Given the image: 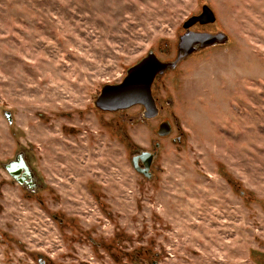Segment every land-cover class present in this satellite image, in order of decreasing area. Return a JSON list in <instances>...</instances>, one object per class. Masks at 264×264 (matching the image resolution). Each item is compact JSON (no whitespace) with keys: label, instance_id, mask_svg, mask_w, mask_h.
Instances as JSON below:
<instances>
[{"label":"rangeland","instance_id":"1","mask_svg":"<svg viewBox=\"0 0 264 264\" xmlns=\"http://www.w3.org/2000/svg\"><path fill=\"white\" fill-rule=\"evenodd\" d=\"M204 4L190 30L228 40L159 78L156 118L96 109ZM155 150L147 179L130 158ZM0 264H264V0H0Z\"/></svg>","mask_w":264,"mask_h":264},{"label":"water","instance_id":"2","mask_svg":"<svg viewBox=\"0 0 264 264\" xmlns=\"http://www.w3.org/2000/svg\"><path fill=\"white\" fill-rule=\"evenodd\" d=\"M215 15L207 5H202L200 14L191 16L182 24L183 34L178 36L176 42V55L173 60H160L153 51H148L144 57L138 62L132 64L126 71L125 76L114 84H103L100 93L93 101L94 106L101 112H117L130 109L132 106L140 105L143 107V113L140 118H153L157 114L156 103L151 92V84L156 79L164 75L166 71L173 70L187 56L201 51L207 47L215 46V44H224L228 37L225 33L219 31L210 33L206 31L196 32L190 30L194 24H212L215 22ZM6 121L9 124L11 114L4 112ZM171 124L168 120L161 121L158 125L156 134L158 137L168 136L172 131ZM156 148L159 146L155 144ZM23 152H18L16 156L4 163V168L8 175L16 180L18 184H23L29 189L36 186L35 178L28 164L23 159ZM156 150L152 153L148 151L133 155L130 158L132 168L143 175L150 178L149 171L150 161L143 163V168L138 166V159L147 156L153 157ZM149 157V158H150ZM151 159V158H150Z\"/></svg>","mask_w":264,"mask_h":264},{"label":"flooded vegetation","instance_id":"3","mask_svg":"<svg viewBox=\"0 0 264 264\" xmlns=\"http://www.w3.org/2000/svg\"><path fill=\"white\" fill-rule=\"evenodd\" d=\"M195 26H191L190 28H194ZM158 58V57H157ZM158 59H160V58H158ZM160 60H162V59H160ZM167 72V71H166ZM165 75V74H164ZM163 76V75H162ZM161 76V77H162ZM161 77H159V78H161ZM159 78H156L153 82H152V84H151V87H150V89H151V92H152V96H153V98H154V102L156 103V108H157V114H156V116L158 115V113H159V109H160V107L162 106V103H160L159 102V99L156 97V95H155V89H154V87H155V85H156V83L158 82V80H159ZM136 106H138V107H140L141 108V113H140V115H139V117L140 116H142L141 114L143 113V107L142 106H140V105H136ZM132 107H134V106H132ZM156 116L155 117H153V118H146V119H154V118H156ZM146 119H144V120H146ZM157 144V143H156ZM141 152H144V151H140V152H138V153H134L133 155H136V154H140ZM149 153H152V152H150V151H148ZM132 155V156H133ZM131 156V157H132ZM150 157V156H149ZM148 157V155L147 156H143V157H141L140 158V160L138 159V166L140 167V168H143V163H147V161L149 160L150 161V164H149V168L151 167V163H152V158L154 157H150L149 158ZM23 159H24V154H23ZM150 171V170H149ZM151 174V173H150ZM152 175V174H151ZM27 187V186H26ZM40 263V262H39Z\"/></svg>","mask_w":264,"mask_h":264},{"label":"trees","instance_id":"4","mask_svg":"<svg viewBox=\"0 0 264 264\" xmlns=\"http://www.w3.org/2000/svg\"><path fill=\"white\" fill-rule=\"evenodd\" d=\"M122 136H123V140H125L126 139V134L123 132L122 134H121ZM121 136V137H122ZM230 181V180H229ZM102 206H103V204H102ZM111 245L110 244H107L105 247H108V250H109V252L111 253V254H113V251L111 250L112 248L110 247ZM113 256V255H112ZM114 257V256H113ZM132 261H135V258H132Z\"/></svg>","mask_w":264,"mask_h":264}]
</instances>
